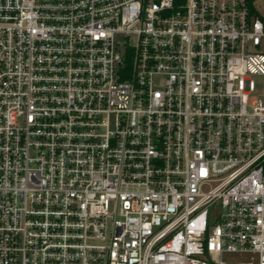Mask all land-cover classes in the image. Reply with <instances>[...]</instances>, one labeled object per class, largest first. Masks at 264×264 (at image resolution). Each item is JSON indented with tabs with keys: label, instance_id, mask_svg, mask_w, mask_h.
I'll return each instance as SVG.
<instances>
[{
	"label": "built area",
	"instance_id": "obj_1",
	"mask_svg": "<svg viewBox=\"0 0 264 264\" xmlns=\"http://www.w3.org/2000/svg\"><path fill=\"white\" fill-rule=\"evenodd\" d=\"M0 264H264V0H0Z\"/></svg>",
	"mask_w": 264,
	"mask_h": 264
},
{
	"label": "rangeland",
	"instance_id": "obj_2",
	"mask_svg": "<svg viewBox=\"0 0 264 264\" xmlns=\"http://www.w3.org/2000/svg\"><path fill=\"white\" fill-rule=\"evenodd\" d=\"M257 84H258V88L262 87L263 84V79L261 77H255Z\"/></svg>",
	"mask_w": 264,
	"mask_h": 264
}]
</instances>
